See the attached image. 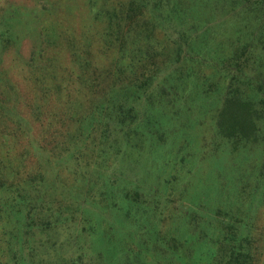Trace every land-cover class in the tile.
<instances>
[{
  "label": "rangeland",
  "instance_id": "obj_1",
  "mask_svg": "<svg viewBox=\"0 0 264 264\" xmlns=\"http://www.w3.org/2000/svg\"><path fill=\"white\" fill-rule=\"evenodd\" d=\"M127 1L0 0V200L11 199L13 206L26 212L27 201L26 210L22 207L25 197L35 196L40 188L45 192L42 200L53 198L51 204L58 206L51 213L39 210L38 201L33 203L26 225L22 224L28 238L21 235L19 245L4 249L0 243V264L16 263L10 259L13 253L23 264H264V179L253 182L249 178L254 189L246 187L243 192L251 198L234 194L233 188L243 186L235 178L237 167L226 163L224 144L218 145L220 138L203 127V133L191 136L189 146L180 152L173 153V143L164 141L150 153L149 161L156 167L144 180L142 168L147 164H138V170L122 159L111 160L105 170L87 165V170L91 168L89 180L81 192L79 181L73 180L67 192L65 177L62 182L49 179L48 155L55 154L64 164L67 162L60 165L62 174L69 172L64 169L69 164L81 166L79 158L86 162L85 157H89L86 149L92 147L98 134L93 118L98 117L99 107L106 105L110 96L109 74L117 68L114 60L118 58L122 64L129 57L126 45L115 42L111 33L116 24H122L121 12ZM171 1L160 6L166 7ZM188 1L194 11L211 7V3L207 8L202 4L211 0H186L184 9ZM252 1L247 31L255 46L257 37H264V0ZM151 2L147 0L142 6L157 11L159 6ZM233 5V14L227 13L221 21L216 15L206 18L213 30L214 22L228 23L211 33L208 41L193 34L179 39L169 26L171 45L159 58L167 57L173 51L172 42L177 41H185V49L189 40L192 45L203 41L198 51L212 42L232 47L227 41L241 38L240 8L245 3L234 0ZM209 11L213 14L215 10ZM195 15H185L181 25L193 24ZM134 21L140 23L137 17ZM153 21L157 25L161 20L154 17ZM151 34L150 42L162 41L158 28ZM249 53L257 51L252 48ZM162 126L165 131L173 130L169 118L163 119ZM200 139H209L208 147H202ZM38 143L42 149L36 152L32 148ZM121 149L124 151V147ZM243 151L245 161L252 162ZM181 155L186 170H191L194 177L183 182V191L171 192L174 190L167 178L181 167L182 161H177ZM162 158L167 161L164 165L163 161L159 163ZM259 162L264 164L261 152L255 160ZM117 163H123L124 178L112 183L110 172ZM256 164L252 174H258ZM41 173L42 183L36 176ZM180 198L186 203L180 204ZM5 229L9 230V224ZM41 241L45 243L41 245Z\"/></svg>",
  "mask_w": 264,
  "mask_h": 264
},
{
  "label": "trees",
  "instance_id": "obj_2",
  "mask_svg": "<svg viewBox=\"0 0 264 264\" xmlns=\"http://www.w3.org/2000/svg\"><path fill=\"white\" fill-rule=\"evenodd\" d=\"M166 1L169 0H152L151 3L159 6L157 11L155 7L153 8L155 10H150L142 6L146 5L147 0H128L127 7L122 9L123 22L121 25L116 24L111 33L112 38L115 37V42L126 45L125 49H128L129 57L122 64L118 63V58L114 60L117 68L109 74L110 84L112 83L110 96L106 105L102 104L99 107L98 117L95 120L93 118V122L91 121L95 124V131L98 130V134L97 138L93 139L92 147L86 149V154L89 157H85L86 162H82L79 158L78 163H83L81 166L79 164L76 166L74 163L66 166L64 169L69 172L65 171V174H62L60 169V165L64 164L62 158L58 159L55 154L46 157L50 171L49 179L62 182L65 177L64 186L67 192L72 188L73 180L79 181L78 183H81L79 184L80 192L83 190L89 180V170H91V168L87 170V165L105 170L108 167L107 163L115 159H122L121 162L128 161L127 163L136 167L138 164H147L142 168L144 180L148 177L149 170L156 167L154 162L149 161L150 153L156 152L165 143L164 141L173 143V147L175 146L173 153L186 149L191 141L190 137H197L201 132V127L208 134L213 133L220 138L218 145L224 144L226 163H231V168L233 165L237 167L236 171L238 172L234 170L237 173L235 178L240 183L242 182L243 186L240 189L239 187L233 188L234 194L238 192L242 199L246 195L251 198L249 193L243 192L247 188L254 189V186L250 185L249 178L253 182L254 179H256L255 182L260 181L259 178L264 179L263 162L255 163L258 153L261 152V155H264V37H257L256 48L248 38L251 34V32L248 34L247 31L250 20L248 13L251 9L249 4L253 1L239 0L245 3V6L240 8L243 23L242 30H240L242 35L240 34V39L227 41L229 44L232 43V47L212 42L210 47L205 48L204 46V49L198 51L197 47L203 41H199L195 45H192V40L187 41L190 43L188 49H185L187 46L185 41H177L172 42L173 51H170L167 57L159 58L160 55L168 53L167 46L171 45L169 34H167L169 26L173 27L179 39H186L193 34L195 37L208 41L214 32L222 30L228 23L226 21L219 22L221 24L214 22L213 30L212 24L206 18L216 15L220 17L217 20L221 21L222 17L225 19L226 14L232 12L234 6V0L202 1L204 8H207L206 5L211 3L209 9L215 10L211 14L209 9L204 10L201 7L197 11L192 10L189 1L187 2L188 7L184 9L182 4L186 0H172V4L166 7L160 6ZM225 3L227 4L225 5ZM228 3V8H225ZM136 6L138 9H134ZM194 13L196 15L193 24L190 26L181 25L180 19L185 15L193 18ZM204 15L205 18L201 19V16ZM136 17L140 20L139 24L134 21ZM154 17L161 20L160 23L157 22V25L154 24ZM194 19L191 20L194 21ZM230 26L232 27V24L229 23L228 27ZM155 28L162 32V41L150 42L152 30ZM204 43H206L205 40ZM194 47L195 49H193ZM252 48L257 51L256 54L249 53ZM189 49L191 51L185 52ZM164 52L166 54H163ZM165 63H168L169 66H166ZM165 117L170 119L173 125L172 131L167 130V132L165 131L167 128L162 126ZM114 124L116 125L114 126ZM200 142L202 147H208L209 139H200ZM122 147H124V151L121 149ZM40 149H42L40 143L32 148L36 152ZM243 150H246L247 155L251 156L252 162L245 161ZM67 155L66 159L68 160ZM77 158L75 156L76 160ZM161 161L163 158L159 163ZM177 161H182L181 167L177 172L174 169L172 175L167 178L170 180V189L174 190L171 192L183 191L185 189L183 182L194 177L191 170L185 168L184 155L179 156ZM163 162L162 165L167 163V161ZM117 164V166L113 164L114 169L110 172V176L113 178L112 183L124 178V172L121 169L123 163ZM254 164L259 167L258 174L251 173L255 169ZM79 167L83 168L77 169ZM145 168L146 170H143ZM222 168L230 169L223 165ZM36 176L42 183L44 179L42 173L40 176L39 174ZM105 179L111 183L108 178ZM43 193L45 195L44 190L40 191L39 188L35 196L29 195L27 199L25 197L22 207L26 210L25 203L27 201L26 212L13 206L14 203L11 199L3 202L0 200V229L2 230L0 234L5 232V236L0 240L3 249L8 248V245H19L21 235L25 239L28 238L27 232L22 231V226L26 225L25 221L28 212L33 210V203L38 201L39 210H49L51 213L54 212V209H58L57 205L51 204L55 201L53 198L48 202L43 201L45 200V197L42 196ZM19 199L22 200L20 196ZM183 199L180 198V204L186 203V200ZM41 200L43 203L40 202ZM111 200L109 199V201ZM49 205L51 206L49 207ZM111 207L114 206L111 205ZM13 212L16 216L12 214ZM8 224L9 230H4V226L6 228ZM31 237L35 240L33 235ZM40 243L42 245L45 241ZM14 248L15 250L19 249L17 246ZM114 249L119 250V247ZM10 259L15 260L16 263L13 264H23L22 260L14 253Z\"/></svg>",
  "mask_w": 264,
  "mask_h": 264
}]
</instances>
